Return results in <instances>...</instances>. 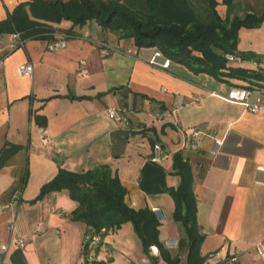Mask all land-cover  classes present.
Wrapping results in <instances>:
<instances>
[{"label":"crops","instance_id":"0c3cea01","mask_svg":"<svg viewBox=\"0 0 264 264\" xmlns=\"http://www.w3.org/2000/svg\"><path fill=\"white\" fill-rule=\"evenodd\" d=\"M20 1L0 0V23ZM219 1L226 16L228 6ZM235 3L240 14L245 5L253 12L264 8V0ZM101 25L64 19L56 25L62 29L57 39L67 36L63 29L79 33L65 48L54 51L48 47L52 40L32 38L0 64V149L8 141L25 145L0 169L2 264H87L82 251L91 229L73 220L80 203L70 189L32 200L60 167L80 172L107 163L128 187L133 208L160 209V240L185 261L187 232L175 219L176 201L167 189L178 187L182 177L173 166L178 151L195 174L205 264H264L256 248L264 240V108L254 113L228 100L230 83ZM239 40L240 51L264 54V21L241 29ZM1 41L7 47L13 34L4 33ZM23 63L34 64L31 75H18ZM244 65L264 68V59ZM110 109L123 117L111 116ZM36 112L48 118V126L36 122ZM45 137L53 142L45 145ZM153 140L163 148L158 160ZM217 140L224 143L214 151ZM39 222L44 227L35 232ZM18 236L27 237L25 248L15 245ZM171 239L180 244L169 245ZM143 249L126 221L104 234L88 256L109 264H153ZM159 249H152L157 264H167Z\"/></svg>","mask_w":264,"mask_h":264},{"label":"trees","instance_id":"16d2710c","mask_svg":"<svg viewBox=\"0 0 264 264\" xmlns=\"http://www.w3.org/2000/svg\"><path fill=\"white\" fill-rule=\"evenodd\" d=\"M219 4V0H22L0 23V40L4 33L18 32L25 41L32 38L56 40L57 32L62 30L56 25L64 19L81 26L95 19L103 27L121 31L124 38L132 37L138 47H157L165 57L196 73L208 72L231 85L264 88V68L230 62L227 57V54L236 53L245 62L259 64L263 61L264 54L238 48L241 29L261 26L264 8L253 12L250 5H245L244 13L240 14L236 12L235 0H224L228 13L223 16L217 8ZM63 30L68 38L79 35L72 28ZM34 118L40 126H48L45 115L36 112ZM24 148V144L8 141L0 149V169L9 165L10 159ZM174 157L175 173L182 177L178 187L168 186L167 189L176 201L175 219L186 228L185 261L179 256L174 257L160 240L159 214L153 208L136 209L129 204L126 200L129 189L109 163L80 172L60 167L52 180L41 186L40 194L32 201L68 188L72 199L80 203L71 216L75 221L87 222L91 229L88 235H104L130 221L153 264L159 262V258L152 254L153 245L159 246L160 255L167 264H205L206 258L201 254L205 235L198 222L195 174L182 151L176 152ZM83 244L82 254L87 264H109L100 258H89L91 242L84 240Z\"/></svg>","mask_w":264,"mask_h":264},{"label":"built area","instance_id":"2783aa9c","mask_svg":"<svg viewBox=\"0 0 264 264\" xmlns=\"http://www.w3.org/2000/svg\"><path fill=\"white\" fill-rule=\"evenodd\" d=\"M69 38L67 36H62L60 39L52 40L49 42L48 47H50L54 51H60L62 48H65V46L68 44ZM2 41L0 40V64H3L5 57L8 56L10 53H13L18 49V47L22 46L25 42V39L23 38L22 34L18 33H13V41L10 42L7 47H2ZM228 59L230 62H236L237 64H243L245 61L243 58L236 54V53H231L227 54ZM256 64V62H253ZM164 65H170L169 61H166L163 63ZM33 69H35L34 64L32 63H23L20 64L17 70L18 75H31L33 73ZM228 100L230 101H235L239 102V104H242L243 106L246 107V109H249L251 111H254V113H259L261 112V109L264 108V88H253V87H243L239 85H233L232 90L229 92L228 95L225 96ZM109 113L111 116L115 118H122L123 115L119 114L117 110L115 109H110ZM198 133V132H197ZM45 145H50L53 142L52 137H45L43 140ZM224 143L223 140H217L216 143V148H214V151H217V149ZM163 148L162 145L157 144L155 146V159L158 160L161 158V152ZM260 170L264 171V166H260ZM154 210L162 216V213L159 208L154 207ZM16 224L14 223L12 226H15ZM44 227V222H39L38 225L35 227V232H39V230H42ZM106 231V229L104 230ZM103 237L102 233H96V235H87L85 237V240H88L91 242V247H95L98 242H100L101 238ZM26 239L27 237L25 236H18L14 239L15 245L18 246V248H25L26 246ZM169 245L173 246H178L180 244L179 240H167ZM2 249L4 251H7L9 249L7 244H2L1 245ZM156 245H153V248H155ZM256 248L258 249V252L261 253V255L264 257V240L259 242L256 245ZM217 255L221 254L220 252H211V255ZM0 264H2V261H0ZM184 264V263H182Z\"/></svg>","mask_w":264,"mask_h":264},{"label":"rangeland","instance_id":"374dc122","mask_svg":"<svg viewBox=\"0 0 264 264\" xmlns=\"http://www.w3.org/2000/svg\"><path fill=\"white\" fill-rule=\"evenodd\" d=\"M245 9V8H244ZM244 13V12H243ZM243 13H241V14H243Z\"/></svg>","mask_w":264,"mask_h":264}]
</instances>
